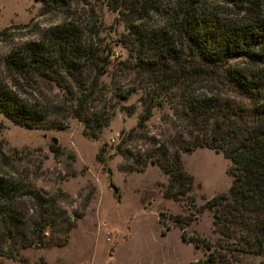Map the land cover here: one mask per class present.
Returning <instances> with one entry per match:
<instances>
[{
  "label": "rangeland",
  "instance_id": "obj_1",
  "mask_svg": "<svg viewBox=\"0 0 264 264\" xmlns=\"http://www.w3.org/2000/svg\"><path fill=\"white\" fill-rule=\"evenodd\" d=\"M210 2L229 16L241 15L243 7L264 16V0ZM124 14L116 4L103 0H69L67 9L56 12H44L37 0H0V75L20 100L48 112L32 128L14 123L0 112V150L13 163V167L1 169L23 180L21 230L26 234L33 226L36 196L53 197L60 215L54 229L46 228L42 245L18 246L15 257L0 256V262L197 264L212 248L195 245L189 237H203L226 254L231 264H260L263 253L219 248L222 236L212 222L211 209L204 206L207 199L227 191L231 184L230 161L221 152L206 146L190 150L178 147L183 169L193 181L188 191L174 200L163 194L168 174L158 165L148 161L137 169L140 162L116 151L122 129L136 130L137 136L123 148L134 158L151 146L150 141L173 140L175 145L186 137L183 119L167 102L153 108L144 128L137 126L143 109L140 99L147 94L141 86L147 80L133 65L135 51ZM66 21L79 29L81 41L108 59V63L100 61L105 71L96 72L100 90L88 109V114L112 113L109 123L97 131L96 139L84 135L82 121L70 113L71 94L64 86L70 79L65 74H61L63 83H57L35 74L19 76L3 66V56L11 50L41 39L48 28ZM164 21L165 16L159 13L150 23L159 26ZM93 72L87 69L82 78L90 81ZM193 81L207 82L202 76ZM130 86L136 89L127 98L114 95ZM52 138H56V144ZM52 144L55 150L50 148ZM101 145L104 160L96 157ZM175 215L184 217L186 240L174 223Z\"/></svg>",
  "mask_w": 264,
  "mask_h": 264
},
{
  "label": "trees",
  "instance_id": "obj_2",
  "mask_svg": "<svg viewBox=\"0 0 264 264\" xmlns=\"http://www.w3.org/2000/svg\"><path fill=\"white\" fill-rule=\"evenodd\" d=\"M37 1L44 12L64 11L69 4V0ZM103 1L116 4L127 16L126 27L135 51L133 65L147 80L141 86L147 94L140 99L143 109L137 126L144 128L153 108L166 102L185 123V138L175 145L173 140L150 141L151 146L136 158L123 150L137 136L136 130L122 129L116 151L140 162L137 169L148 161L158 165L168 174L163 194L174 200L181 198L193 181L183 169L178 147L190 150L206 146L221 152L230 161L231 184L227 191L214 194L204 204L211 209L212 222L222 236L219 248L264 254V16L245 7L241 15L229 16L210 0ZM159 13L165 16L164 23L151 25L150 20ZM101 60L108 63L94 46L81 41L79 29L66 21L48 28L41 39L11 50L3 56V66L19 76L35 74L57 83H63L61 74H65L72 81L64 84L71 94L70 113L82 121L83 134L96 139L97 131L109 123L112 115L103 111L88 114L100 90L96 72L105 71L100 67ZM87 69L95 71L90 81L82 78ZM197 76L207 82L193 83ZM135 89L130 86L114 95L127 98ZM0 112L29 128L37 127L48 113L20 100L1 75ZM50 148L55 150L56 146ZM103 152L101 145L96 154L99 160H104ZM127 166L132 168L130 163ZM1 167H13L11 157L2 150L0 256L13 258L18 246L42 245L46 228L54 229L60 215L53 197L36 196L33 226L29 234L21 230L23 180ZM182 220L183 216H174L186 240ZM189 239L195 245L212 248L197 264H231L229 257L209 240Z\"/></svg>",
  "mask_w": 264,
  "mask_h": 264
},
{
  "label": "water",
  "instance_id": "obj_3",
  "mask_svg": "<svg viewBox=\"0 0 264 264\" xmlns=\"http://www.w3.org/2000/svg\"><path fill=\"white\" fill-rule=\"evenodd\" d=\"M51 140H52V142H53L54 144H56V143H57V140H56V138H52ZM113 191H114V192H116V188H114V189H113Z\"/></svg>",
  "mask_w": 264,
  "mask_h": 264
}]
</instances>
